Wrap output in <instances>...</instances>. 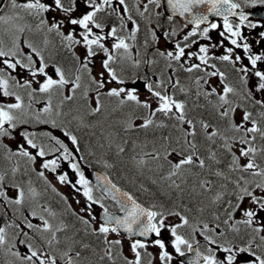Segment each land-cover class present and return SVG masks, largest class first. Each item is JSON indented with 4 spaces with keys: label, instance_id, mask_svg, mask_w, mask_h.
Wrapping results in <instances>:
<instances>
[{
    "label": "snow or ice",
    "instance_id": "snow-or-ice-1",
    "mask_svg": "<svg viewBox=\"0 0 264 264\" xmlns=\"http://www.w3.org/2000/svg\"><path fill=\"white\" fill-rule=\"evenodd\" d=\"M3 6L0 0V11ZM6 7L0 15V264H144L145 256L153 264L149 244L159 249L161 264H173L162 230L180 264L187 253L193 255L186 264H264V52H254L242 35V26L260 23L237 12L240 2L9 0ZM210 15L221 17L222 27ZM179 18L183 28L176 27ZM258 35L264 38V31ZM129 67H143V75L129 82ZM102 114L105 121L117 118L107 128L90 122ZM73 124L99 126L98 148L117 157L130 153L136 192L163 202L145 207L107 173L93 184L82 170L86 159ZM62 161L74 181L58 172ZM103 165L115 167L107 159ZM46 172L74 191L78 211ZM32 174L44 192L60 197L62 212L41 203L44 193ZM94 205L103 210L99 217ZM121 230L157 238L131 239L129 256L122 238H110Z\"/></svg>",
    "mask_w": 264,
    "mask_h": 264
},
{
    "label": "trees",
    "instance_id": "trees-1",
    "mask_svg": "<svg viewBox=\"0 0 264 264\" xmlns=\"http://www.w3.org/2000/svg\"><path fill=\"white\" fill-rule=\"evenodd\" d=\"M141 46V50H143L142 45L143 43H139ZM195 76V75H193ZM180 78L184 83L189 81V78L187 75H180ZM105 103L108 104L109 100L108 98H105ZM114 103V101H113ZM128 109L125 108L124 112H127ZM117 117H112L111 119H108L105 121V116L102 114L100 116L95 117L91 123H96V121H100L105 128H107V125L112 122V120L116 119ZM73 130L75 133L80 137L81 139V145L85 154V158L87 161V164L98 167L102 170H105L108 172L111 177L121 186L125 187L129 191L133 192L134 194L137 195V199L140 200L142 203L146 205H151L153 203L160 204L163 201L159 199H154L151 195L149 194H139L136 192V187L137 184L140 181H137L136 184H133L131 182L132 176H133V169L131 164L128 162V157L130 153H126L123 157H117L115 155V150H113L111 153L108 155L104 154V150L98 148L97 142H96V136H99L100 134V127H96L95 129L92 130H77L75 124L72 125ZM90 131H94L96 133L95 136L90 135ZM89 149L95 152V155H89ZM107 159L110 163L115 164V167L112 169H106L103 165V160ZM31 180L33 181V185L37 188L38 191H41L44 193V196L41 200V203H48L50 204L56 211L62 212L64 209V204L60 200V197L57 196L55 193H53L50 189L47 192H44L45 185L42 180H40L38 177L35 176V174L31 175ZM23 180L29 179V177H21ZM20 180V179H18ZM146 183V182H145ZM153 191L156 189L153 188ZM61 193V192H60ZM69 202V201H68ZM74 209V208H73ZM79 226V225H78ZM144 264H147V261L144 262Z\"/></svg>",
    "mask_w": 264,
    "mask_h": 264
},
{
    "label": "rangeland",
    "instance_id": "rangeland-1",
    "mask_svg": "<svg viewBox=\"0 0 264 264\" xmlns=\"http://www.w3.org/2000/svg\"><path fill=\"white\" fill-rule=\"evenodd\" d=\"M4 2H5V4H4V6H3V10H2L3 13L9 11V9L6 7V5H8V3H9V0H4ZM142 28H143V25H142ZM143 30H144V29H143ZM145 38H146V33H145V31H144V33L141 34L140 37L138 36V42H139V43H140V42H144ZM98 65H99V57L97 58V69H96V70H98ZM129 68H130L131 71L128 70ZM129 68L127 69V72L125 73V75H126V77L128 78V80L131 79L129 82H131L132 80H134V79L136 78L137 75H140V76L143 75V72H144L143 67L140 68V69H135V68H131V67H129ZM180 75H181V74H180ZM193 78H194V76H193ZM182 82H183V81H182ZM187 83H190V81L186 82V84H187ZM113 86H115V85H113ZM193 87H194V86H193ZM141 92H142L141 98L143 99V98L147 95V93L143 92V90H141ZM181 98H183V97L181 96ZM57 135H59V133H57ZM9 143H11V142L9 141ZM83 151H85V150H83ZM82 154L85 156L84 152H83ZM85 157H86V156H85ZM85 159H86V158H85ZM86 162H87V161H86ZM81 164H82V170L85 171V170H86V166L84 165L83 162H81ZM63 166H64V165H63V161H62V162H61V167H60V168H63ZM63 171H65V170H63ZM63 171H62V172H63ZM85 174H86V176H87V171H86ZM45 175L48 177L49 181H50V182H51V183H52V184L58 189L59 192H61L64 196L68 197V201H69V203L72 204V207H73L75 210L78 211L79 208L82 206V204H77V203L75 202V199H74V197H75V193H74V191H73L70 187H68V186H64V185L59 184L58 181L55 179V175H54V174L46 172ZM87 177H88V176H87ZM73 181H74V180H73ZM79 199L81 200V202H83V200H84V198H83L82 196L79 197ZM97 207H98V205H94V209H96ZM182 231H183V230H182ZM162 236H163V238L165 239L166 243L168 244V251H169V252H172L173 255H174V261H173V264H179V263L175 260V253H174V250H173V249L171 248V246H170V239H171V237H170V233H168L166 230H162ZM110 238H122V239L124 240V253H125V255H129V256H131V253L128 251V245H129V243H130V241H131V238H129V237H127V236H124V235L116 236L115 234H112V235L110 236ZM147 250H148L149 252L152 253V258H153L155 264H161V262H160L159 259H158V252H159V249H158L157 247H155V246L149 244Z\"/></svg>",
    "mask_w": 264,
    "mask_h": 264
},
{
    "label": "flooded vegetation",
    "instance_id": "flooded-vegetation-1",
    "mask_svg": "<svg viewBox=\"0 0 264 264\" xmlns=\"http://www.w3.org/2000/svg\"><path fill=\"white\" fill-rule=\"evenodd\" d=\"M237 2H240L241 3V7H255V6H262V7H264V5H259V4H257V5H255V6H252V5H250V4H244L243 3V0H237ZM4 13H3V11H0V15H3ZM212 22H216V23H218V24H220L221 25V27H222V23H223V21H220V20H215V21H212ZM235 22V21H234ZM255 22H259L260 23V27H258V28H256V29H249V28H247L246 26H242V29H241V31H242V35L243 36H245L246 37V42H248L249 44H250V47L252 48V50L254 51V52H257V53H259V52H264L263 50H262V48H263V46L262 45H264V44H261V39H264V38H261V37H259V32L260 31H264V23L263 22H260V21H254L253 23H255ZM176 27L177 28H183V23L181 22V21H179L178 20V22H177V24H176ZM144 33V30H143V28L141 29V32L139 33V37L141 36V34H143ZM213 36H216L217 35V33L215 32V31H213ZM140 43H143V42H140ZM143 51V50H142ZM222 52V49H217L216 50V53L217 54H220ZM222 67V66H221ZM144 70V69H143ZM230 71V70H229ZM182 75H187V74H185V73H181ZM193 75H196L195 73L193 74ZM182 80V79H181ZM229 80L231 81V82H235V77L233 76V75H229ZM63 168H60V169H58V172H61L62 173V171L63 170H65V171H68V172H71L70 171V169L67 167V162H63ZM64 172V171H63ZM72 178H75V176H74V174L72 173L71 175H70Z\"/></svg>",
    "mask_w": 264,
    "mask_h": 264
},
{
    "label": "bare ground",
    "instance_id": "bare-ground-1",
    "mask_svg": "<svg viewBox=\"0 0 264 264\" xmlns=\"http://www.w3.org/2000/svg\"><path fill=\"white\" fill-rule=\"evenodd\" d=\"M263 46V48H262V50L264 51V45H262ZM106 172V171H105ZM108 175H109V177L113 180V182L114 183H116L118 186H120L121 188H123L124 190H126V191H129L128 189H126L125 187H123V186H121V185H119L112 177H111V175L108 173V172H106ZM87 176H88V178L91 180V178H90V176H89V174H87ZM17 179H21V176H17ZM91 182L93 183V181L91 180ZM94 184V183H93ZM96 195L97 196H99L100 194L99 193H96ZM138 202H140V203H142L140 200H138ZM105 203L107 204V206L109 207V210L110 211H115V212H119V209H118V207L116 206V204H115V202H113V201H111V200H106L105 201ZM145 207H148L149 205H146V204H144V203H142ZM95 215H97L98 217L100 216V212L99 211H97V210H95ZM183 231H186V230H183ZM129 238H131V239H138V238H136V237H129ZM188 254V253H187ZM186 254V255H187ZM187 256H185V264H186V262H187ZM149 258L147 257V256H145L144 257V262H146L147 260H148ZM153 259V258H152ZM175 260L180 264V258H178V257H176L175 256ZM153 264H155V262H154V260H153Z\"/></svg>",
    "mask_w": 264,
    "mask_h": 264
},
{
    "label": "water",
    "instance_id": "water-1",
    "mask_svg": "<svg viewBox=\"0 0 264 264\" xmlns=\"http://www.w3.org/2000/svg\"><path fill=\"white\" fill-rule=\"evenodd\" d=\"M237 12H239L238 10H237ZM249 17V16H248ZM236 18H238V17H236ZM182 20H183V18H181ZM259 19H261L262 21H264V17H259ZM104 174V173H106V172H104V171H102V170H100V169H97V168H94V167H89V176H90V178H91V180L93 181V183L95 184L96 183V179H95V177H96V175L97 174ZM114 202V201H113ZM102 209H100L99 210V212H100V215H102ZM117 215H123L122 213H120V212H115ZM121 233H123V234H127V233H125V232H123V230H121ZM128 235V234H127ZM136 238H138V239H141V240H146V241H150V240H153L154 238H155V234H150L148 237H139V236H135ZM193 254L192 253H188L186 256H187V258L186 259H188L190 256H192Z\"/></svg>",
    "mask_w": 264,
    "mask_h": 264
}]
</instances>
